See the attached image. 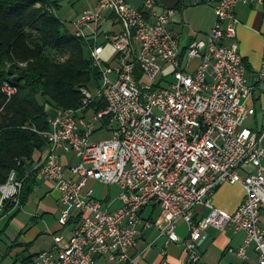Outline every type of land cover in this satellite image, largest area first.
<instances>
[{
	"label": "built area",
	"instance_id": "2783aa9c",
	"mask_svg": "<svg viewBox=\"0 0 264 264\" xmlns=\"http://www.w3.org/2000/svg\"><path fill=\"white\" fill-rule=\"evenodd\" d=\"M94 1V11L85 12L76 26L79 37L93 41L90 60L99 71L97 88L81 91L79 109L54 110L50 129L38 133L48 142L41 160L23 178L13 171L0 185V213L9 202L20 206L23 185L31 176L59 193L61 227L77 212L79 224L71 235L55 236L52 250L29 264H132L129 251L140 226L152 227L141 213L152 205L161 210L154 226L167 244L180 243L176 228L181 222L187 226L182 246L188 262L182 264L201 261L207 230L228 228L244 235L240 250L229 252L247 260V249L254 247L257 264H264L259 224L264 132L258 135L246 127L255 114L248 105L253 89L245 79L235 15L239 4L261 6L263 0L208 1L215 23L206 38L187 47L171 29L174 10L158 12L154 0H144L142 10L126 0ZM201 2L192 0L191 5ZM104 21L108 31L102 29ZM109 43L114 50L110 64L102 59ZM258 77L264 80V61ZM0 93L14 96L4 85ZM97 101L106 107L92 109ZM97 132L111 137L91 142ZM59 152L79 162L65 166ZM92 183L117 186L121 207L104 211ZM227 184L241 186L245 193L233 214L213 205L216 191ZM202 212L207 214L195 220Z\"/></svg>",
	"mask_w": 264,
	"mask_h": 264
},
{
	"label": "crops",
	"instance_id": "0c3cea01",
	"mask_svg": "<svg viewBox=\"0 0 264 264\" xmlns=\"http://www.w3.org/2000/svg\"><path fill=\"white\" fill-rule=\"evenodd\" d=\"M154 1L158 12L164 9L174 10L175 14L170 26L173 32L180 37L185 47L195 39L206 38L215 23L213 7L208 4L210 0H202L200 4L195 6L191 5L192 0ZM126 2L137 10H142L144 7V0H126ZM235 15L239 20L237 40L243 58L245 79L247 85L253 89L248 105L254 108L255 114L246 121V127L260 135L264 132V80L258 77L264 61V0L261 6L239 4L235 9ZM109 28L108 21L102 22V29L108 31ZM225 43L229 44V42ZM48 109L49 107H46V113ZM262 147L264 149V143ZM44 153L45 151L36 158L38 159L40 156L39 159H41ZM58 157L60 163L65 166L75 165L79 162V159L68 153L59 152ZM36 182L37 185L33 194L38 191L41 196H36L32 201L33 204L31 205L35 210L31 214H27V221H19L18 214L28 207L33 194L28 198L25 205L10 210L7 215L0 219V223L7 221L8 226L11 222V225H15L12 229L17 233V237L10 239L7 236L9 244L6 246L10 250L9 256L13 261L12 264H29L37 255L50 252L54 245L55 236L62 235L67 239L79 224L77 212H72V217L67 226L61 227L59 218L62 206L59 193L53 189L52 184L37 179ZM98 185L104 186L101 183H92L91 187L93 196L101 202L102 209L111 212L119 209L121 207L120 189L117 186H104L98 193L95 189V186ZM49 193L55 195L54 200H48ZM244 197L245 193L241 186L223 185L216 191L213 197V205L219 211L233 214L243 203ZM204 214L207 212L196 214L194 219L199 220ZM160 216L161 210L156 205L149 206L142 211L141 218L144 222L152 223V227L146 229L140 226L136 245L129 251L132 264H163L164 262L182 264L188 262L182 246L183 242L188 240L187 226L181 222L176 228L180 243L167 244L166 237L154 226ZM259 224L264 231V209L260 211ZM40 227H42V231ZM44 235L50 237V245L47 248L41 247L42 249L36 253H31V248ZM205 236L206 239L199 249L201 261L197 264H257V254L254 247L247 249V260H242L229 252L230 250L237 252L243 246L244 235L242 233L236 232L232 228L223 232L209 229L205 232ZM163 252H166L165 256L162 255ZM98 264L109 263L100 260Z\"/></svg>",
	"mask_w": 264,
	"mask_h": 264
},
{
	"label": "trees",
	"instance_id": "16d2710c",
	"mask_svg": "<svg viewBox=\"0 0 264 264\" xmlns=\"http://www.w3.org/2000/svg\"><path fill=\"white\" fill-rule=\"evenodd\" d=\"M58 9L56 0H0V87L16 88L11 99L0 93V185L13 171L23 178L41 160L36 157L48 142L38 133L50 129L46 107L77 110L81 91L99 84L90 60L93 41L69 32ZM105 107L97 101L92 109ZM36 185L33 176L26 180L21 206ZM12 209L7 203L0 219Z\"/></svg>",
	"mask_w": 264,
	"mask_h": 264
},
{
	"label": "rangeland",
	"instance_id": "374dc122",
	"mask_svg": "<svg viewBox=\"0 0 264 264\" xmlns=\"http://www.w3.org/2000/svg\"><path fill=\"white\" fill-rule=\"evenodd\" d=\"M56 1L59 3V9L57 10L56 15L64 23V25L68 29V31L71 33L78 32L76 22L79 20V18L82 17L85 12H87V11L93 12L95 9V1L94 0H56ZM84 32L86 34L89 33L86 30H84ZM113 55H114V50H113L111 44L109 43L105 46V51H104V54L102 56V59L105 62H108V64H110L112 59H113ZM195 66H196V63L191 62L190 68L194 69ZM166 73H167V75H171L170 71H168ZM92 91H95V89H93ZM49 109L47 110V113H48V118L50 120V117L53 116V114H54L53 111L55 109H53V110L52 109L49 110ZM110 137H111L110 132H97L92 136L90 141L91 142H99V141L107 140ZM102 188H104V186H101V185L95 186V189H97L98 193L101 192ZM112 189L114 190V188H112ZM44 190H46V189L44 188ZM36 196L40 197L41 194H39L38 191L33 194V196L30 199V203H29L28 207H26L24 209V211H21L18 214L19 221H27V219H28L27 214L33 213L35 208L32 207L33 205H31V204H33L32 201H34ZM48 196H49L48 197L49 201H52L55 199L54 198L55 195H53V193H49ZM19 207H21V205L16 207L13 204V209H17ZM11 223L9 224V226L7 225L8 224L7 221L6 222L3 221L0 223V264H12L13 263L11 257L9 256L10 250L6 247L9 244L7 236L10 237V239H14L17 237V233L12 229L13 226H15V225H13V224L11 225ZM6 225H7V227H5ZM40 229L42 231V227H40ZM50 240L51 239L48 235H44L42 238H40L39 242H37L31 248L32 249L31 253H34V252L36 253L37 251H40V249H42L41 247L47 248L50 245Z\"/></svg>",
	"mask_w": 264,
	"mask_h": 264
},
{
	"label": "bare ground",
	"instance_id": "6f19581e",
	"mask_svg": "<svg viewBox=\"0 0 264 264\" xmlns=\"http://www.w3.org/2000/svg\"><path fill=\"white\" fill-rule=\"evenodd\" d=\"M5 87L10 88V90H12L14 92V94L16 93V88L15 87H12V86H9V85H5ZM7 99H10V98H7Z\"/></svg>",
	"mask_w": 264,
	"mask_h": 264
}]
</instances>
